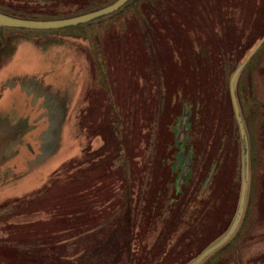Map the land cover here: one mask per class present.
Returning a JSON list of instances; mask_svg holds the SVG:
<instances>
[{"label": "rangeland", "instance_id": "374dc122", "mask_svg": "<svg viewBox=\"0 0 264 264\" xmlns=\"http://www.w3.org/2000/svg\"><path fill=\"white\" fill-rule=\"evenodd\" d=\"M51 1L0 0V12L117 0ZM263 36L264 0H134L73 28L0 29V86L44 99L50 120L40 140L19 97L13 125L0 120V264H188L223 236L242 177L229 82ZM248 63L236 92L249 198L211 264H264V43Z\"/></svg>", "mask_w": 264, "mask_h": 264}, {"label": "water", "instance_id": "95a60500", "mask_svg": "<svg viewBox=\"0 0 264 264\" xmlns=\"http://www.w3.org/2000/svg\"><path fill=\"white\" fill-rule=\"evenodd\" d=\"M132 1L133 0H117L116 2H114L109 6H106L104 8H101L99 10L90 13L74 16L71 18L57 19V20L23 19V18L13 17L0 12V29L9 28V29L26 30V31H53V30L73 28L79 25L91 23L103 19L105 17L111 16L121 11ZM263 43H264V36L261 39V41L257 44V46L248 54L245 60L237 67V69L231 76L229 82V92L231 96L233 112L241 140V158H242L241 189H240V196H239V202H238L236 214L225 234L221 236L218 240H216L214 243H212L210 246H208L200 255H198L188 264H202L213 253H215L223 246H225L234 237L244 217L248 198H249V192H250V179H251L250 145H249L248 132L243 119L240 104L238 102L236 84L242 71L244 70L250 59L253 57V55L263 45ZM1 134L2 135H0V160L5 158L3 155L4 152L3 146L8 141L7 137L5 138L3 136L6 134L5 133H1Z\"/></svg>", "mask_w": 264, "mask_h": 264}, {"label": "flooded vegetation", "instance_id": "af4514ba", "mask_svg": "<svg viewBox=\"0 0 264 264\" xmlns=\"http://www.w3.org/2000/svg\"><path fill=\"white\" fill-rule=\"evenodd\" d=\"M196 60H197V57H196ZM18 91H21L20 87L17 88L15 86L14 88H11V86H0V120L3 123H6L8 126H10L11 124L13 125V123H11L10 117H11V115L15 109L16 103H14V101L16 98L19 97L23 101V103H20V104L24 105V107H20V108L26 112L25 121L27 122V124L25 126H27V127H30V126L40 127L39 129H41V133L37 134V138H39L41 140V136L45 133V130L48 128V125H50L48 110H46L43 107L44 99L39 98L38 100H35V94H31V95L29 94L30 96L27 94V96H23L25 94L22 91H21V93H18ZM46 111H47V114H46ZM28 119H29V121H28ZM64 120H66V118H64ZM65 129L66 128L63 127L62 136L65 134ZM26 140H27L26 144H28V137H26ZM15 153H20V152L18 150H15L14 148H11L7 152L8 159L12 158L15 155ZM246 208H247V206H246ZM245 212H246V210H245ZM244 216H245V214H244ZM242 221H243V219H242ZM239 229H240V226H239L238 230L236 231L234 237L225 246H223L221 249H219L218 251L213 253L202 264H211V263H209V261H211V259L216 255V253L223 250L238 235Z\"/></svg>", "mask_w": 264, "mask_h": 264}, {"label": "trees", "instance_id": "16d2710c", "mask_svg": "<svg viewBox=\"0 0 264 264\" xmlns=\"http://www.w3.org/2000/svg\"><path fill=\"white\" fill-rule=\"evenodd\" d=\"M36 3H40V4H45V6H46V8H49V7H52L53 6V2L51 1V0H45V1H43V0H34ZM134 1V0H133ZM131 3V2H130ZM50 5V6H49ZM128 6V5H127ZM57 7L58 8H62V7H64V6H60V4L59 3H57ZM125 8V7H124ZM123 8V9H124ZM69 11H73V10H69ZM120 12V11H119ZM118 13V12H117ZM7 14H10V15H12V16H17L16 14H11V13H7ZM62 14H64V15H62ZM66 14V15H65ZM116 14V13H115ZM77 15H79V14H77V13H69L68 11H66V12H61V11H57V9L55 8V13L54 14H50V13H46V14H43V15H40V16H37V17H30L29 19H44V20H53V19H60V18H69V17H73V16H77ZM114 15V14H113ZM112 16V15H111ZM108 17H110V16H108ZM196 62H197V60H196ZM249 64V63H248ZM196 69H197V67H196ZM195 69V71L197 72L198 71V69L196 70ZM176 190L178 191V187H176Z\"/></svg>", "mask_w": 264, "mask_h": 264}, {"label": "crops", "instance_id": "0c3cea01", "mask_svg": "<svg viewBox=\"0 0 264 264\" xmlns=\"http://www.w3.org/2000/svg\"><path fill=\"white\" fill-rule=\"evenodd\" d=\"M69 18H71V17H69Z\"/></svg>", "mask_w": 264, "mask_h": 264}]
</instances>
